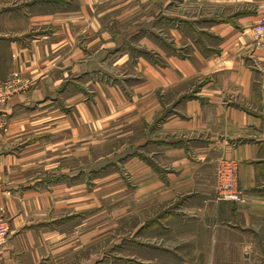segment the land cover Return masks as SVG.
Listing matches in <instances>:
<instances>
[{"label":"crops","instance_id":"obj_1","mask_svg":"<svg viewBox=\"0 0 264 264\" xmlns=\"http://www.w3.org/2000/svg\"><path fill=\"white\" fill-rule=\"evenodd\" d=\"M112 1L120 0H0V82L17 86L0 139V209L10 228L0 264H76V252L92 246L94 236L76 238L74 211L50 213L75 206L76 172L34 173L33 161L49 159L66 122L75 129L76 83L97 88L100 77L116 97L113 111L152 116L136 158L149 177L139 189L154 205L135 238L83 264H113L116 246V264H264V37L256 34L264 0H195L198 15L188 12L192 0H127L119 27L96 8ZM83 19L87 48L76 34ZM130 59L132 82L104 65ZM192 81L200 86L180 87ZM224 159L239 163L240 201L218 195ZM66 192L72 203L60 200Z\"/></svg>","mask_w":264,"mask_h":264},{"label":"rangeland","instance_id":"obj_2","mask_svg":"<svg viewBox=\"0 0 264 264\" xmlns=\"http://www.w3.org/2000/svg\"><path fill=\"white\" fill-rule=\"evenodd\" d=\"M113 2L99 4L96 8L98 11L106 10L102 18L103 23L119 27L122 19L129 18L122 16L130 11L132 3L126 4L127 0ZM190 7L188 12L191 15L203 13L199 2L195 0L190 2ZM263 21L264 18L259 22L257 29ZM87 24L88 21L83 19L78 21L76 26L78 43L86 48L90 36V32L85 31ZM130 50L133 54H138V49ZM171 50L182 56L189 55L186 49ZM144 54L151 60L156 59L147 50ZM130 61L128 67H115L112 62L104 63V65L112 72L127 70L129 80L132 82L136 79L137 69L135 61L133 59ZM86 62L88 63V58ZM94 65L95 72L100 65L95 63ZM89 81L80 82L84 86L76 83L75 129L66 122L63 131L59 133V136L63 138L62 141L50 145L49 151L45 152L49 159L46 160L44 156H40L33 161L36 166L34 173H38L40 169L44 171L46 168L50 173L62 170L76 172L75 206L72 207L70 203H65L58 206L59 208H50V213L54 216L69 215L73 211L76 213V238L87 234H89L88 237L94 236L95 240L91 247L76 252V264H83L95 257L98 259L104 256L105 252L109 254V246L123 242L126 237L131 238L134 234L135 238L140 218L152 217L154 205L153 193L139 189L149 177L143 176L136 158L137 151L141 148L140 142L143 141L147 132H152L149 127L152 123V116L148 119L141 118L138 121L136 110L113 111V98L116 97L109 94L104 86V79L100 77V81H97L99 84L97 88ZM192 82H187V85L182 83L180 87L191 86L196 89L200 86L199 81ZM144 125L146 128L142 129ZM144 149L152 156L153 150L150 147L145 146ZM218 169L216 181L219 186ZM67 193L60 196L61 201L70 199L71 202L73 195ZM51 194L52 192L50 200H53ZM121 248L116 246L111 251L113 264L120 262L116 256Z\"/></svg>","mask_w":264,"mask_h":264},{"label":"built area","instance_id":"obj_3","mask_svg":"<svg viewBox=\"0 0 264 264\" xmlns=\"http://www.w3.org/2000/svg\"><path fill=\"white\" fill-rule=\"evenodd\" d=\"M257 35L264 37V21L258 27ZM17 92L16 83L0 82V139L8 130L9 117L5 107ZM2 145L0 144V154ZM239 163L233 159H224L219 165V197L225 200L240 201L244 191L240 185ZM10 237L9 219L0 209V247L4 246Z\"/></svg>","mask_w":264,"mask_h":264}]
</instances>
